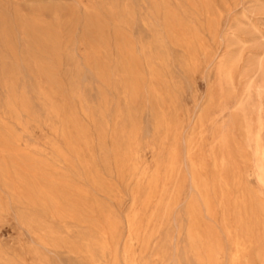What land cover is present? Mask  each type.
<instances>
[{"label":"rangeland","instance_id":"374dc122","mask_svg":"<svg viewBox=\"0 0 264 264\" xmlns=\"http://www.w3.org/2000/svg\"><path fill=\"white\" fill-rule=\"evenodd\" d=\"M233 263L264 264V0H0V264Z\"/></svg>","mask_w":264,"mask_h":264},{"label":"bare ground","instance_id":"6f19581e","mask_svg":"<svg viewBox=\"0 0 264 264\" xmlns=\"http://www.w3.org/2000/svg\"><path fill=\"white\" fill-rule=\"evenodd\" d=\"M262 177H263V176H262ZM148 180H149V179H148ZM239 247H241V246H239ZM245 248H246V247H245ZM212 250H213V249H212ZM209 253H210V252H209ZM237 254H238V253H237ZM239 259H240V256H239ZM238 261H239V260H238ZM235 262H236V260H235ZM235 262H234V263H235ZM234 263H233V264H234Z\"/></svg>","mask_w":264,"mask_h":264}]
</instances>
